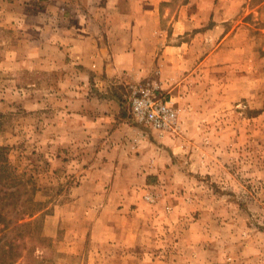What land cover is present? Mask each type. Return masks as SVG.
<instances>
[{
	"label": "rangeland",
	"instance_id": "obj_1",
	"mask_svg": "<svg viewBox=\"0 0 264 264\" xmlns=\"http://www.w3.org/2000/svg\"><path fill=\"white\" fill-rule=\"evenodd\" d=\"M88 1L0 0V172L30 194L4 212L32 215L0 224V246L15 243L0 264H264V0L161 1L166 39L112 79L54 38L71 26L59 15L98 14ZM182 16L191 27L172 36ZM142 91L171 125L133 115ZM98 111L126 120L116 178L94 166L104 138L85 118Z\"/></svg>",
	"mask_w": 264,
	"mask_h": 264
},
{
	"label": "crops",
	"instance_id": "obj_2",
	"mask_svg": "<svg viewBox=\"0 0 264 264\" xmlns=\"http://www.w3.org/2000/svg\"><path fill=\"white\" fill-rule=\"evenodd\" d=\"M91 1H88L89 4ZM161 1L168 0H97L102 2L101 5L99 3L100 8L92 7L98 9V14H92L94 8L90 6L71 10L72 14L77 13L76 16L74 14L72 17L59 15L61 23H70L71 26L58 28L54 38L62 42L60 46L63 51L69 52L88 73L104 72L107 78L112 79L127 70L128 66H133L134 56L153 54V47L155 48L159 40L166 39L167 34L159 30L158 8ZM185 7L183 5L182 9ZM105 8H110L113 14H104ZM173 24L172 27L175 30L172 31V36L179 33L177 29L180 25L183 27V33L191 27V21L185 16L177 18ZM97 102L101 106L104 105V102ZM113 117L118 118V126L111 124ZM85 120L87 130H101L102 138H104L96 148V156L103 162L100 161L94 166L113 169L110 178L118 177L119 173L115 174V171L121 168L123 161L120 158L116 160L117 156L124 154L126 120H122L112 111L88 113ZM77 125L80 129L83 128L82 123ZM89 174L87 173V176ZM99 177H104V173H100ZM92 182H96V179Z\"/></svg>",
	"mask_w": 264,
	"mask_h": 264
},
{
	"label": "trees",
	"instance_id": "obj_3",
	"mask_svg": "<svg viewBox=\"0 0 264 264\" xmlns=\"http://www.w3.org/2000/svg\"><path fill=\"white\" fill-rule=\"evenodd\" d=\"M13 181L12 183L5 184L4 182ZM28 182L23 179L17 180V179H8L6 176L3 175V172H0V224L2 225V231H5L9 228L11 223L15 225L17 230L22 229L23 227H26V223H20L25 219L26 216H32L29 213H27V209L23 208V210L19 212H15L14 219H11L9 217V214L4 212L5 210H16L18 207H22L24 203L30 202V194H28V191L25 188V185ZM7 186V187H6ZM24 187V188H23ZM23 191V193L21 192ZM21 194H25V199L20 200ZM13 230V229H12ZM21 236V235H20ZM2 238H5V234L0 237V241ZM14 239L6 238V241L2 242V245L0 246V252L5 254V251H3V248L5 246H8V254L10 256L13 255V249H15L14 246ZM0 253V255H1ZM11 260L6 261L5 264L10 263Z\"/></svg>",
	"mask_w": 264,
	"mask_h": 264
},
{
	"label": "built area",
	"instance_id": "obj_4",
	"mask_svg": "<svg viewBox=\"0 0 264 264\" xmlns=\"http://www.w3.org/2000/svg\"><path fill=\"white\" fill-rule=\"evenodd\" d=\"M140 98L132 99L133 115L139 121H145L156 129H163L174 121L175 113L166 101L155 93L142 91Z\"/></svg>",
	"mask_w": 264,
	"mask_h": 264
}]
</instances>
